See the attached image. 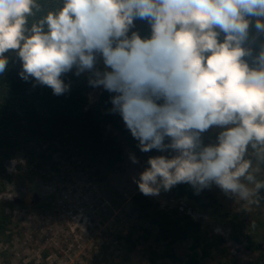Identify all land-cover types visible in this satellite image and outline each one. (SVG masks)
I'll list each match as a JSON object with an SVG mask.
<instances>
[{
	"label": "clouds",
	"instance_id": "obj_1",
	"mask_svg": "<svg viewBox=\"0 0 264 264\" xmlns=\"http://www.w3.org/2000/svg\"><path fill=\"white\" fill-rule=\"evenodd\" d=\"M13 58L56 96L69 73L112 94L139 150L167 153L147 159L143 195L184 183L264 199V0H0V77Z\"/></svg>",
	"mask_w": 264,
	"mask_h": 264
},
{
	"label": "rangeland",
	"instance_id": "obj_2",
	"mask_svg": "<svg viewBox=\"0 0 264 264\" xmlns=\"http://www.w3.org/2000/svg\"><path fill=\"white\" fill-rule=\"evenodd\" d=\"M145 21H135L140 32ZM102 88L89 93L97 100ZM215 133L205 134V143L215 140ZM125 159L115 173H95L87 160L72 153H54L41 166L29 165L19 153L5 162L12 175L0 200L15 202L12 210V237L0 241V264H173L165 257L166 244L156 239L155 230L143 240L140 225L146 223L134 209V196L140 193L136 180L147 167L152 152L142 162L133 163L134 150L125 145ZM137 159V157H136ZM42 161V160H41ZM21 164L23 170L16 166ZM262 172V171H261ZM29 176L30 181L14 176ZM201 201L181 196L172 188L158 196H147L160 208H174L201 221L211 232L222 236L238 264H255L258 252L248 250L245 238L237 243L229 235L228 218L236 216L249 228L264 221V201L249 205L236 197L226 196L212 185L198 193ZM264 252V230L253 234ZM185 247L175 244L174 250ZM205 264H215L205 260ZM178 264V263H175Z\"/></svg>",
	"mask_w": 264,
	"mask_h": 264
},
{
	"label": "trees",
	"instance_id": "obj_3",
	"mask_svg": "<svg viewBox=\"0 0 264 264\" xmlns=\"http://www.w3.org/2000/svg\"><path fill=\"white\" fill-rule=\"evenodd\" d=\"M140 33L142 36L149 33L147 22L141 25ZM20 70L19 59L13 58L5 75L0 77V193L13 181L12 175L6 172L5 162L19 153L28 167L41 166L48 155L54 153H72L87 160L96 174L120 170L125 159V145L134 150L139 162L152 152L159 153L139 150L138 141L131 136L121 116L110 111L112 94L102 88L97 100L90 103L89 93L94 88L89 86L86 74L79 77L67 74L64 80L70 84V91L56 96L47 86H33L32 81H24ZM16 168L23 170L21 164ZM17 177L30 181L29 176L20 173L14 176ZM258 179L264 180V167ZM173 188L181 196L201 201L189 184L181 183ZM260 195L264 197V189ZM133 199L134 209L146 223L140 225L139 237L147 240L155 230L156 239L166 244L165 257L173 264H205V260L215 264H238L225 238L211 232L201 221L174 208H160L141 192ZM14 204L10 200H0V241L9 242L12 237L13 215L9 210ZM226 217L231 231L229 238L237 243L245 238L248 250L260 255L255 264H264V252L253 237L264 230V221L249 228L236 216ZM175 244H185V247L176 251Z\"/></svg>",
	"mask_w": 264,
	"mask_h": 264
}]
</instances>
